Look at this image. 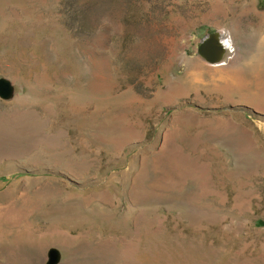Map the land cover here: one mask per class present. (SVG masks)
Segmentation results:
<instances>
[{"label": "rangeland", "instance_id": "1", "mask_svg": "<svg viewBox=\"0 0 264 264\" xmlns=\"http://www.w3.org/2000/svg\"><path fill=\"white\" fill-rule=\"evenodd\" d=\"M1 80L0 264H264V0H0Z\"/></svg>", "mask_w": 264, "mask_h": 264}, {"label": "water", "instance_id": "2", "mask_svg": "<svg viewBox=\"0 0 264 264\" xmlns=\"http://www.w3.org/2000/svg\"><path fill=\"white\" fill-rule=\"evenodd\" d=\"M221 35L217 33H211L207 35L204 39V45H205V50L209 53H205L209 57L210 62H217L220 59L223 58V55L226 51L227 48H224V46L220 43ZM11 91V86L10 84L5 81L1 80L0 81V93L3 97H7L10 95Z\"/></svg>", "mask_w": 264, "mask_h": 264}, {"label": "bare ground", "instance_id": "3", "mask_svg": "<svg viewBox=\"0 0 264 264\" xmlns=\"http://www.w3.org/2000/svg\"><path fill=\"white\" fill-rule=\"evenodd\" d=\"M220 43L224 46V48H230V47H232V44H233V42H232V39L230 38V37H228V38H222V36H221V41H220Z\"/></svg>", "mask_w": 264, "mask_h": 264}]
</instances>
